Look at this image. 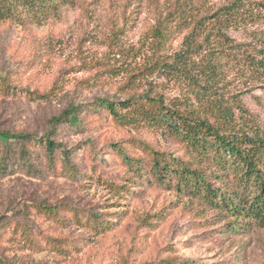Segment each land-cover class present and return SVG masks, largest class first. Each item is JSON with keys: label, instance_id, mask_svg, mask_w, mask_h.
<instances>
[{"label": "rangeland", "instance_id": "374dc122", "mask_svg": "<svg viewBox=\"0 0 264 264\" xmlns=\"http://www.w3.org/2000/svg\"><path fill=\"white\" fill-rule=\"evenodd\" d=\"M235 1L0 0V134L62 145L0 144V264H264V227L164 184L152 152L218 193L237 190L234 172L172 119L121 126L98 104L155 98L264 141V9L221 34L199 27ZM70 106L79 123L52 126Z\"/></svg>", "mask_w": 264, "mask_h": 264}, {"label": "trees", "instance_id": "16d2710c", "mask_svg": "<svg viewBox=\"0 0 264 264\" xmlns=\"http://www.w3.org/2000/svg\"><path fill=\"white\" fill-rule=\"evenodd\" d=\"M264 9V0H236L231 5L218 10L213 16L203 18L199 27L212 26L213 32L221 34L223 30L230 29L240 23L252 19V8ZM251 14V15H248ZM249 16V17H247ZM209 19V22L205 20ZM212 31L210 33H213ZM98 104L105 108L113 119L121 126H131L138 123H146L150 126H168L167 119L174 121L170 128L178 138L184 140L190 147L202 155H208L221 172L232 171L237 179V190L229 194L214 190L205 176L193 170L187 164L175 160L169 163L164 154L152 152L154 155V167L164 184L177 180V187L184 192L200 193L222 208L223 211L242 218L249 225L256 224L264 227V141L250 138L238 133H230L206 119L185 116L179 111H171L155 98L130 99L123 102L98 100ZM80 106H70L60 116L54 117L52 126L57 128L61 124L71 123L72 120L79 123ZM123 112H126L123 114ZM38 140L29 134H14L3 132L0 134V144L5 146L7 155L19 147L25 154L26 144L37 141L43 143L49 155H53L56 149L62 145L52 140V135ZM14 148V149H13ZM69 153L67 152V155ZM126 157V156H125ZM127 159V157H126ZM135 165L134 162H130ZM5 169V167H4ZM54 212L58 207L47 208ZM247 224V225H248ZM175 264L174 262H165Z\"/></svg>", "mask_w": 264, "mask_h": 264}]
</instances>
